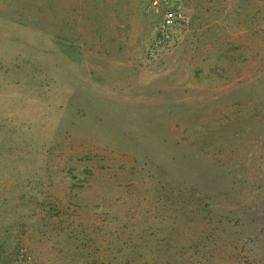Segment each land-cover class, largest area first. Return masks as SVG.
Masks as SVG:
<instances>
[{"label": "rangeland", "instance_id": "obj_1", "mask_svg": "<svg viewBox=\"0 0 264 264\" xmlns=\"http://www.w3.org/2000/svg\"><path fill=\"white\" fill-rule=\"evenodd\" d=\"M0 264H264V0H0Z\"/></svg>", "mask_w": 264, "mask_h": 264}, {"label": "built area", "instance_id": "obj_2", "mask_svg": "<svg viewBox=\"0 0 264 264\" xmlns=\"http://www.w3.org/2000/svg\"><path fill=\"white\" fill-rule=\"evenodd\" d=\"M156 3V2H155ZM179 21V22H183V18L181 16V14H176V13H166L164 15V19H163V24L161 26V30H162V34L164 36H166V30L168 28H170L173 24L174 21ZM167 37V36H166Z\"/></svg>", "mask_w": 264, "mask_h": 264}, {"label": "trees", "instance_id": "obj_3", "mask_svg": "<svg viewBox=\"0 0 264 264\" xmlns=\"http://www.w3.org/2000/svg\"><path fill=\"white\" fill-rule=\"evenodd\" d=\"M33 70H34V74H36V73H40V70H38V69H36V68H35V69L33 68Z\"/></svg>", "mask_w": 264, "mask_h": 264}]
</instances>
